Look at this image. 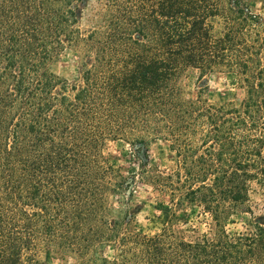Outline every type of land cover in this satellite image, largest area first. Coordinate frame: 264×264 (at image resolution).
Wrapping results in <instances>:
<instances>
[{
	"label": "trees",
	"instance_id": "obj_1",
	"mask_svg": "<svg viewBox=\"0 0 264 264\" xmlns=\"http://www.w3.org/2000/svg\"><path fill=\"white\" fill-rule=\"evenodd\" d=\"M86 1L0 0V264H264V221L226 229L264 184V0H98L82 30ZM67 53L72 81L52 69ZM188 71L244 96L191 98ZM156 140L174 169L151 164ZM116 142L135 173L105 155ZM137 183L167 210L154 233L135 226Z\"/></svg>",
	"mask_w": 264,
	"mask_h": 264
},
{
	"label": "rangeland",
	"instance_id": "obj_2",
	"mask_svg": "<svg viewBox=\"0 0 264 264\" xmlns=\"http://www.w3.org/2000/svg\"><path fill=\"white\" fill-rule=\"evenodd\" d=\"M259 0H250V8L254 12L260 10ZM82 8L80 27L88 30L97 20L102 6L98 0H87ZM77 60L71 53L64 54L53 64V71L60 77L72 81L77 74ZM180 87L185 95L194 98L197 90L206 86V99L212 104L232 102L238 104L243 98V92L235 86L232 78L223 75H210L199 79L197 72H186L179 81ZM132 149L123 142L109 143L104 153L110 158L114 166L122 167V173L129 175L137 170V162L131 156ZM148 155L152 165L174 169L175 156L168 144L163 140H156L148 146ZM157 195L151 192L149 187L136 184L133 190L131 208H138L135 216V226L144 233H154L160 227L167 215L165 208H157ZM188 210L197 211V208L190 206ZM248 210V212H245ZM264 221V184L252 183L248 192V201L245 209L233 216L226 225L230 233L244 231L250 221ZM200 230H204L203 223L198 224ZM43 264H74V260L67 256H60L55 252H42L39 256Z\"/></svg>",
	"mask_w": 264,
	"mask_h": 264
}]
</instances>
